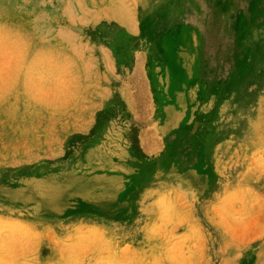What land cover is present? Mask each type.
<instances>
[{
    "label": "rangeland",
    "instance_id": "obj_1",
    "mask_svg": "<svg viewBox=\"0 0 264 264\" xmlns=\"http://www.w3.org/2000/svg\"><path fill=\"white\" fill-rule=\"evenodd\" d=\"M0 264H264V0H0Z\"/></svg>",
    "mask_w": 264,
    "mask_h": 264
},
{
    "label": "bare ground",
    "instance_id": "obj_2",
    "mask_svg": "<svg viewBox=\"0 0 264 264\" xmlns=\"http://www.w3.org/2000/svg\"><path fill=\"white\" fill-rule=\"evenodd\" d=\"M129 12V11H128ZM198 35V34H197ZM195 36V35H194ZM175 37V36H174ZM195 38V37H194ZM193 43V42H192ZM179 47V46H178ZM195 48V47H194ZM152 49V48H151ZM185 52V51H184ZM195 52V51H194ZM153 53V52H152ZM178 53V52H177ZM195 56V55H194ZM191 57V56H190ZM165 61V60H164ZM183 63V62H182ZM164 65V64H163ZM166 70V68H165ZM193 71V70H192ZM186 77V76H185ZM189 80V79H188ZM197 84V83H196ZM182 86V85H181ZM180 93V92H179ZM188 95V94H187ZM190 97V96H189ZM239 117V116H238Z\"/></svg>",
    "mask_w": 264,
    "mask_h": 264
}]
</instances>
